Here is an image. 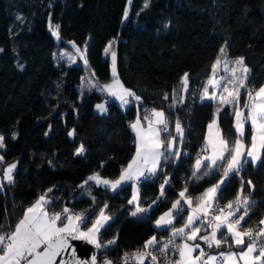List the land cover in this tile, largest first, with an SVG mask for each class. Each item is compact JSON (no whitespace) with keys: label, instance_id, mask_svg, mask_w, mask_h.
<instances>
[{"label":"trees","instance_id":"obj_1","mask_svg":"<svg viewBox=\"0 0 264 264\" xmlns=\"http://www.w3.org/2000/svg\"><path fill=\"white\" fill-rule=\"evenodd\" d=\"M127 1L0 0V134L5 138L0 174L7 163L17 160L14 183L2 180L0 225L4 227L0 232L13 231L27 206L45 193L50 211L68 208L91 219L107 204L113 219L101 229L100 241L106 244L115 238L116 243L99 249L100 258L120 259L144 248L152 236L161 244L167 241L169 227L158 229L155 221L172 206L180 190L187 188V194L197 200L223 176L218 165L206 176L202 173L207 169H202L197 173L200 178L192 177L218 105L217 100L202 101V89L222 48L228 56L244 58L250 68L249 88L255 90L264 83V0H147V7L146 0H132L123 21ZM56 26L59 39L52 35ZM71 40L87 43L88 68L56 59L57 48L68 46ZM111 40L116 45L118 75L141 97L140 102L131 98L132 103L123 106L94 83L82 87L88 74L100 82L111 78L104 52ZM185 73L189 85L181 95ZM103 99L107 112L101 114L95 104ZM246 99L241 89L240 104ZM152 109L163 110L168 117L169 139L175 136L178 119L184 139L179 158L162 159L157 176L140 180L142 205L157 200L165 179L169 184L156 205L134 217L130 215L134 205L128 204L131 182L115 192L95 182L85 191L83 182L95 171L108 177L120 173L136 150L129 125L138 114L144 118ZM219 125L227 139H236L232 105L222 104ZM72 130L75 133L70 137ZM250 138L246 125L245 139L249 142ZM81 144L85 152L76 155ZM242 184V195L253 202L240 228L247 230L260 224L264 214V164L249 163L238 174H230L214 203L234 201ZM242 212L243 205L239 215ZM158 248L148 250L163 264H170L177 254L173 245L166 255Z\"/></svg>","mask_w":264,"mask_h":264},{"label":"snow or ice","instance_id":"obj_2","mask_svg":"<svg viewBox=\"0 0 264 264\" xmlns=\"http://www.w3.org/2000/svg\"><path fill=\"white\" fill-rule=\"evenodd\" d=\"M129 3H131V0H129ZM147 6L146 0L145 7ZM124 18H128L127 9L124 12ZM58 28L59 26H56L52 29V35L57 39L60 38ZM113 43L114 41H110L109 45L105 47L104 52L105 54L111 52L114 80L112 83L102 86L100 91H106L110 96L118 99L121 105L132 103L128 99L129 97L135 101H140L141 97L137 96L131 89L125 88L117 76L116 53L111 51ZM221 52H224L223 48ZM85 63H87V60H85ZM220 63L221 60L218 58L215 64L212 65L213 75H215ZM234 63L239 66L240 75H237V68L231 69L232 78H228L227 83L231 84L232 88L224 87L223 93L220 95V102L233 106V127L236 139L231 143L225 139L219 125L221 109L217 108L213 114L212 121L207 125L205 150L210 148L211 155H198L192 172V177L200 178L197 177V173H200L202 169H207L202 173V175L206 176L209 174L208 170H215L219 165L223 170V178L219 183L208 188L202 194L199 198V203L196 207L192 208L182 227H174L173 222L185 211L181 203L182 200L189 207L192 205V199L185 195L187 188L179 193L180 199L173 202L171 208L155 221V226L158 229H166L168 226H173L171 236L167 241L163 242L158 251L161 255H166L169 246L173 245L174 250L179 255V259L175 260L174 264H217L218 259L221 261V264H240V261H243V264H264V227L244 231L239 230L253 203L248 196L242 195L243 184L235 200L230 201L225 208H220V214L215 215L205 225V227L211 228L209 234L199 235L201 227L195 226L198 222L203 224L204 219L208 217L209 209L211 208L212 201L216 198L217 191L226 182L230 174H238L249 163L252 165L257 163L264 164V86H261L258 90L249 88L246 81L250 70L244 66V58L241 57ZM181 83L182 89L187 91L189 85L188 73H185L181 78ZM208 84L214 87L220 86L219 81L211 78L208 80ZM241 89H244L247 95V99L244 101L242 107L240 105ZM167 98V94H165V99ZM173 98L175 100V94ZM215 98L216 94L212 93L209 95L208 88L205 87L201 100H212ZM182 99L181 97V101ZM172 106L174 105H170V107ZM96 109L101 114L107 112V108L103 103L97 104ZM144 120L148 121L146 128L142 125L139 117L129 125L135 133L136 151L127 167L121 170L119 177L115 180H109L102 178L99 173H95L84 181V185H87L89 181H94L97 185L102 184L113 192L131 182L133 192L131 199L128 200V204L135 206V210L130 212V215L134 217L138 214L147 213L157 204L161 197H164L165 185L169 184V180L165 179L160 185V195L148 207L140 206L139 188L136 187V183L142 178L148 180L157 176L162 159L167 161L171 157L179 158L181 153L175 145L177 140L182 144L184 139V129L178 119L175 123L177 135L169 139V120L163 110L157 111L156 109H152L150 116L145 115ZM246 125L251 129V138L247 146L245 144ZM74 133L75 130H72L68 135L72 137ZM162 133L165 134L163 137ZM45 134L47 135V133ZM13 138H15V134H13ZM4 139V136L0 135V149L5 148ZM84 152V145L81 144L76 149L75 154L82 155ZM3 160V155H0V162H3ZM206 161L210 163H205ZM220 162L226 163L221 165ZM49 163L51 164V161ZM16 167V163H12L4 169L3 180L7 181L8 184L14 183L13 171ZM247 183L251 185V181ZM3 186V182L0 181V189ZM51 191L52 189H48V192ZM50 203L51 201L47 198V193L40 195L25 210L23 218L15 225L14 231L0 232V264H64V261L57 262L56 257L63 250L70 247V239L84 241L87 244L93 245L95 249H103L116 243L115 238L107 241L106 244L100 241L101 229H106L109 226V221L113 219L112 216L105 213V209L108 207L107 204L100 209L99 214L93 220L83 212L73 213L68 208H64L59 213L49 214L46 206ZM234 205L235 211H232ZM241 205H243V214L237 216L236 213L240 211ZM201 213L203 216L200 215ZM65 220L66 222H64ZM58 221L62 223V226L57 225ZM88 222L91 223V226L87 227L86 230L82 229L81 225H86ZM260 224L264 225V220H261ZM3 227L4 225H0V229H3ZM177 236L184 238L185 242L182 245L175 244L174 238ZM198 239L202 240L209 249L226 247L229 250H221L213 255L206 253L199 243H188V241H197ZM233 244L239 249L238 252L230 250ZM158 245H161V242L153 236L145 241L143 247L144 249H149L156 248ZM41 246H43L42 250ZM197 250L199 254L193 256V253ZM254 253L258 254L254 255ZM72 255L74 257L73 264H97L95 253L91 255L89 260L75 259V249L73 248ZM147 257L151 258L152 264H158L157 256L143 250H137L131 255L125 253L124 264H129L130 261H135L136 264H145ZM103 264H113V261L105 259Z\"/></svg>","mask_w":264,"mask_h":264},{"label":"crops","instance_id":"obj_3","mask_svg":"<svg viewBox=\"0 0 264 264\" xmlns=\"http://www.w3.org/2000/svg\"><path fill=\"white\" fill-rule=\"evenodd\" d=\"M224 49V52L222 53V52H220V54H219V56H218V58L221 60V63H220V65L218 66V68H217V70H216V72H215V75H213V69H212V71H211V73H210V75L207 77V79H206V82H205V84H204V87H203V89H202V94H203V91H204V88L205 87H207L208 88V92H209V95H211L212 93H215L216 94V98L215 99H213V100H217L218 101V105L215 107V108H220L221 109V106H222V103L220 102V95H221V93H223V89H224V87L225 86H227V87H229L230 89L232 88V85L231 84H228L227 83V80H228V78H232V72H231V69H233V68H237V75H240V72H239V66H237L234 62L237 60V59H239V58H241L242 56H235V57H232V56H228L227 55V53H226V50H225V48H223ZM217 58V59H218ZM216 59V60H217ZM216 60L214 61V63L213 64H215V62H216ZM244 66H246L249 70H250V68L248 67V65L244 62ZM226 67H227V70H226ZM249 74H250V71L248 72V74H247V77L249 76ZM214 79V80H217V81H219L220 82V86H218V87H214V86H212V85H209L208 84V80L209 79ZM223 78V79H222ZM92 83H94V84H97V83H99V84H101L102 86H103V84H102V82H100V81H98L96 78L94 79L93 78V76L92 75H90V78H89V80H88V82H87V84H92ZM106 85V84H105ZM261 86H264V83L261 85ZM260 86V87H261ZM260 87H258L257 89H255V90H258ZM106 92V91H105ZM186 91H184L183 89H182V83H181V95L183 94L184 95V93H185ZM107 93V92H106ZM108 94V93H107ZM128 99H131V97H129ZM119 101V100H118ZM120 102V101H119ZM241 105V107H242V104H240ZM127 106V105H126ZM232 108H233V106H232ZM137 117H139L140 119H141V123H142V125L146 128L147 127V125H148V121H145L144 120V118H142L139 114L132 120V122H134L136 119H137ZM221 129V128H220ZM207 131H208V129L206 130V137H207ZM245 131H246V127H245ZM225 137V136H224ZM225 139H227L226 137H225ZM227 140H229V139H227ZM235 140V139H234ZM234 140H229V142L231 143V142H233ZM250 142V141H249ZM249 142H247L246 141V139H245V144H246V146L247 145H249ZM136 151V150H135ZM134 154H135V152H134ZM134 154H133V156H134ZM208 155H211V150H210V152H209V154ZM133 156H132V158H133ZM132 158L123 166V168H125V167H127V165L129 164V162L132 160ZM196 161V160H195ZM161 163H162V160H161ZM208 163H210V162H208ZM226 163V162H225ZM194 164H195V162H194ZM160 167H161V164H160V166H159V169H160ZM122 168V169H123ZM159 169H158V171H159ZM121 172V171H120ZM95 173H99V175L100 176H102L101 174H100V172L99 171H95L94 173H92L91 175H93V174H95ZM119 175H120V173L116 176V177H109L108 179L109 180H115V179H117L118 177H119ZM102 178H104V179H106V177H102ZM219 181V180H218ZM216 182V183H214V184H212L211 186H209L208 188H210V187H212L213 185H216L217 183H219V182ZM139 182L140 181H138L137 183H136V187H138L139 188ZM91 183H94V182H90V184ZM207 188V189H208ZM206 189V190H207ZM205 190V191H206ZM132 192H133V188H132ZM180 192H181V190H180ZM186 194H187V192H186ZM185 194V195H186ZM139 195H140V188H139ZM178 196H179V194H178ZM178 196H176V198L178 197ZM186 197H190L191 199H192V205H191V207H189L187 204H184V202H183V200H182V204H184L183 206H184V208H185V211L183 212V214L181 215V216H178L176 219H175V222H173V226L174 227H176V228H180V227H182L184 224H185V222H186V220H187V217H188V215L191 213V210H192V208H194V207H196V205L199 203V198L201 197H199L197 200H193V198H192V196L191 195H189V194H187L186 195ZM175 198V199H176ZM180 198V197H179ZM174 199V200H175ZM37 200V199H36ZM35 200V201H36ZM174 200H173V202H174ZM34 201V202H35ZM33 202V203H34ZM215 202V199L212 201V204ZM32 203V204H33ZM32 204H30V205H28L27 206V208L28 207H30ZM173 204V203H172ZM151 205V204H150ZM140 206L141 207H148V205H142V204H140ZM26 208V209H27ZM25 209V210H26ZM46 210L49 212V214H52V213H56V211H50L48 208H47V206H46ZM73 212V211H72ZM75 213H81L80 211L79 212H76L75 211ZM242 214H243V212H242ZM24 215V214H23ZM219 215V214H218ZM96 217V216H95ZM23 218V216L20 218V219H22ZM95 219V218H94ZM93 219V220H94ZM261 220H264V214H263V216H262V218H261ZM19 222V221H18ZM64 222H66V220L64 221ZM207 223H208V221H203V224H201V223H197L195 226L196 227H201V232L199 233V235H204V233H206L207 231H209L210 230V228L209 227H205V225H207ZM57 225L58 226H62V223L60 222V221H58L57 222ZM90 225H91V223L88 225L89 227H90ZM87 226V227H88ZM173 226H168L169 227V231H170V236H171V231H172V227ZM81 227H82V229H84V227L85 226H82L81 225ZM262 227H264V225H262ZM86 230V229H85ZM239 230H241V231H244L243 229H239ZM14 231V230H13ZM186 231H188V230H186ZM170 236H168V237H170ZM153 237V236H152ZM183 239V237L181 238V240ZM185 242V240L183 239L181 242H179L180 244L179 245H182V243H184ZM188 243L189 244H194V243H199L202 247H205V248H208L205 244H204V242L202 241V240H197V241H188ZM230 243H231V241H230ZM232 247H236L234 244H233V246ZM213 250H217L216 248H212ZM194 254H195V252H194Z\"/></svg>","mask_w":264,"mask_h":264},{"label":"rangeland","instance_id":"obj_4","mask_svg":"<svg viewBox=\"0 0 264 264\" xmlns=\"http://www.w3.org/2000/svg\"><path fill=\"white\" fill-rule=\"evenodd\" d=\"M131 4H132V0H131V3H129V0L127 1V4H126V8H125V10L127 9L128 10V15H129V11H130V7H131ZM126 19L124 18V15H123V21H125ZM111 41H114V40H111ZM109 45V43L107 44V46ZM106 46V47H107ZM77 49H79V51H77ZM86 50H87V43H84V44H79V43H77V42H75L74 40H71V41H68V46H59L58 48H57V51H56V59L58 60V61H61V60H63V61H67V62H70V63H82V64H85L86 65V67L88 68V61H87V63H85V60H87V55H86ZM111 51H114L115 53H116V45H115V41H114V43L112 44V47H111ZM106 57L109 59V61H110V65H111V78H109L108 80H105V81H103L102 82V84H103V86L105 85V84H110V83H112L113 82V80H114V77H113V74H112V58H111V52H109L108 54H106ZM116 73H117V76H118V78H119V80H120V82L124 85V87L125 88H128V89H130L128 86H126L124 83H123V81L121 80V78L119 77V75H118V70H117V53H116ZM89 77H90V74H88L87 75V77L85 76L84 77V81H83V84H82V87L83 88H87V82H88V80H89ZM96 88H98L99 90H100V88L102 87V85L101 84H99V83H97L96 85ZM81 87V93L83 94L85 91H84V89ZM111 98L112 99H115V100H118V99H116L115 97H112L111 96ZM101 103H103V104H105V106H106V108H107V100L106 99H103V100H101V101H98V102H96V104H95V109H96V105L97 104H101ZM121 103V102H120ZM123 106H126V105H123ZM216 109L217 108H215V110H214V113L216 112ZM97 110V109H96ZM98 111V110H97ZM212 119H213V117L210 119V121L208 122V124L212 121ZM146 121V120H145ZM0 135H2V134H0ZM177 135V133H175V136ZM3 136V135H2ZM175 147L176 148H178L179 149V151H180V153H181V151H182V148H181V143L179 142V140H177V143H176V145H175ZM0 155H2V151L0 150ZM201 156V155H200ZM174 158H176V157H174ZM12 163H16V165H17V160H14V161H11V162H9V163H7V165H5V168L9 165V164H12ZM4 168V169H5ZM14 171H15V169H14ZM14 171H13V177H14ZM90 176H92V175H90ZM3 177H4V170H3V173L2 174H0V181H2L3 180ZM101 177H106V179H108L109 177L108 176H105V175H102ZM223 178V176H221V178L219 179V181L218 182H220L221 181V179ZM88 179V178H87ZM86 179V180H87ZM85 181V180H84ZM90 182H94V181H89V183L87 184V185H84V182H83V187H84V190L85 191H88V189L90 188ZM184 189H182L181 191H183ZM177 199H180L179 198V196L174 200V202L177 200ZM181 203H183L182 201H181ZM184 205V204H183ZM104 206H102L101 208H103ZM100 208V209H101ZM171 207H169L167 210H165L163 213H161L160 214V216H162L165 212H167L169 209H170ZM135 210V206H134V208L132 209V211H134ZM100 211V210H99ZM99 211H98V213H97V215L99 214ZM56 213H58V212H56ZM105 213L107 214V215H110L111 216V214L105 209ZM96 215V216H97ZM138 215H140V214H138ZM159 216V217H160ZM158 217V218H159ZM157 218V219H158ZM156 219V220H157ZM174 222H175V220H174ZM91 226V225H90ZM89 227V226H88ZM87 227H84V230L86 229ZM211 232V228H210V230L209 231H207L206 233H204V235H207V234H209ZM218 238H219V233H218ZM184 239V238H183ZM182 239V240H183ZM182 240H180V242L182 241ZM163 242H165V240H163ZM183 244V243H182ZM160 246H162V244L161 245H159V247ZM202 247V246H201ZM202 248H204V251L206 252V253H211V254H213V255H215V254H217L219 251H221V250H223V251H228L229 249L228 248H226V247H222L221 249H217V250H213V249H209V248H205V247H202ZM173 250V249H172ZM231 251H239V249L237 248V247H232L231 249H230ZM156 252V251H155ZM199 254V252H198V250L195 252V254L193 253V256H195V255H198ZM256 254H258V253H254V255H256ZM152 255H154L153 253H152ZM168 256V255H167ZM167 256H164L163 258L167 261L169 258L167 257ZM240 264H243V261H240Z\"/></svg>","mask_w":264,"mask_h":264},{"label":"water","instance_id":"obj_5","mask_svg":"<svg viewBox=\"0 0 264 264\" xmlns=\"http://www.w3.org/2000/svg\"><path fill=\"white\" fill-rule=\"evenodd\" d=\"M43 246H41L42 250ZM75 249V259H81V260H89L91 258V255L93 253L96 254L97 256V264H103L105 259L113 261V264H124V256L125 254L120 258V259H113V258H100V250L95 249V247L91 244H87L84 241H76V240H71L70 239V247L63 250L60 255L56 257V261H64V264H73L74 257L72 255V249ZM143 251H148V249H139ZM137 251V250H136ZM136 251H130L127 252V254L131 255L132 253ZM129 264H136L135 261H130ZM145 264H152L151 258L147 257L145 259ZM158 264H163L160 260H158Z\"/></svg>","mask_w":264,"mask_h":264},{"label":"built area","instance_id":"obj_6","mask_svg":"<svg viewBox=\"0 0 264 264\" xmlns=\"http://www.w3.org/2000/svg\"><path fill=\"white\" fill-rule=\"evenodd\" d=\"M138 102H140V101H138ZM150 114H151V111H150V112H147L146 115H149V116H150ZM205 149H206V140H205V141L203 142V144H202V147H201V149H200V151H199V155H201V156L208 155L211 149H210V148H208L207 150H205ZM227 204H228V203H219V204H217V203H213V204L211 205V208L209 209L208 217H207L206 219H204V221H209V220H211L215 215L220 214L219 209H220V208H225V206H226ZM226 211H227V209H226ZM232 211H235V209L233 208ZM60 212H62V211H60ZM58 213H59V212H58ZM73 213H75V211H73ZM200 215L203 216L202 213H201ZM236 215L239 216V212H237ZM241 224H242V223H241ZM259 227H260V224L255 223V224H252L251 226L247 227V229H257V228H259ZM178 238H179V240H180L182 237H178ZM177 259H179V255H178V253H177V254L173 257V259L170 261V264H174V261L177 260ZM217 264H221V261H220L219 259L217 260Z\"/></svg>","mask_w":264,"mask_h":264}]
</instances>
